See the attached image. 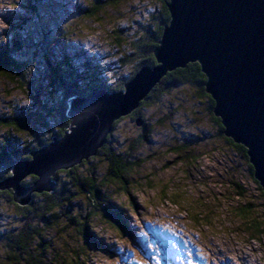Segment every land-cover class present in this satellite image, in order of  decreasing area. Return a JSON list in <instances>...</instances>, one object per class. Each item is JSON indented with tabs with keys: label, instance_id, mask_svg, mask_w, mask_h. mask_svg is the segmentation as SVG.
<instances>
[{
	"label": "rangeland",
	"instance_id": "obj_1",
	"mask_svg": "<svg viewBox=\"0 0 264 264\" xmlns=\"http://www.w3.org/2000/svg\"><path fill=\"white\" fill-rule=\"evenodd\" d=\"M54 1L58 5L50 7L48 0L45 5L40 2L48 10L38 7L40 14H33L32 0H13L18 7L8 8L11 15L6 18L10 27L0 33V49L16 37L21 46L29 30L44 29L50 35L46 39L34 36V46L25 51L34 63V75L39 82L47 74L39 40L46 45L43 48L52 49V35L59 32L60 25L68 24L64 50L72 59V67L80 68L76 76L84 74V65L88 64L107 73L108 85L118 84L134 70L136 58L127 57L124 61V56L131 51L137 29L161 8L158 0H117L94 17H85L80 13L92 7L94 0ZM9 2L0 0L4 4ZM20 19L31 20L30 28H16ZM75 51L80 54L74 59ZM29 85L32 88L35 84ZM197 90L189 85L172 89L156 108L143 113L146 129L129 119L116 125L108 139L111 146L129 154L131 151V159L136 163L123 172L127 188L124 181L107 176L110 165L103 157L92 161L93 166L75 168V175L87 178L91 167L101 173L94 179L102 197L84 200L80 211L87 214L92 203L98 206L105 201V206H111V215L114 210L119 212L124 228L108 222L98 211L87 220V243L77 251L73 226L61 222L44 237L59 258L58 264H66V259L75 264H264V239H250V232L233 211L237 205L250 204L264 213V193L250 174L242 153L219 134L208 100ZM30 92L29 86L17 77L0 75V117L23 116V110L31 104ZM62 94L56 92L51 107ZM59 120V116L51 118L56 130ZM39 127L45 138L49 134L47 128ZM5 133L6 128L0 126V136ZM186 156L191 158L185 161ZM60 178L66 189H74L70 177L62 174ZM235 184L243 192L242 198H237ZM83 196L78 192L72 201H81ZM0 205L2 212L10 215L6 220L13 222L14 207L3 201ZM201 212L206 218L196 219L195 214ZM171 231L180 234L182 245L173 235L168 236ZM72 249L77 253L72 254Z\"/></svg>",
	"mask_w": 264,
	"mask_h": 264
},
{
	"label": "trees",
	"instance_id": "obj_2",
	"mask_svg": "<svg viewBox=\"0 0 264 264\" xmlns=\"http://www.w3.org/2000/svg\"><path fill=\"white\" fill-rule=\"evenodd\" d=\"M32 1L35 4H32L33 14H35V10L43 6L40 3H43V1ZM116 1L117 0H94L92 7L85 8L80 14L85 17H94L97 12H100V9L115 5ZM158 1L161 2L160 10H158L157 14L153 16L146 25H140L139 29H137L138 33L136 32L131 42V51L128 56H124V61L128 60L130 57L136 58L137 61L134 63V70L126 79L124 78L119 81L118 84L113 83L108 85L105 82L107 73L105 72V74L102 69L99 70L96 66L92 69L88 64L84 65V74H78L79 77L76 76V72L80 68L72 67V59L69 57V53L64 50L66 47L64 41L67 31L70 28L68 24L60 25L59 32L56 35H52L53 40H50L52 43L54 42L51 46L53 47L52 49H49V47L43 48V46L46 47V45H43V42L39 40L41 44L40 51L44 58V61H42L47 68L45 80L42 82L36 80L34 75V63L31 62L32 59L30 60L27 58L28 55L25 51L30 50L31 47L34 46V36L37 37L41 35L45 39L48 38L50 35L46 33V30H29V35L27 34V37L24 38V42L21 46L19 39L16 37L11 41L12 43L0 49V73L17 77L21 83L29 86L31 90V104L29 109L23 110V116L18 114L14 117L10 115V117H0V126L6 128V133L2 135L4 139L0 140V152L4 155V167L11 171L15 162H17V153L21 156L31 157V151L38 150L44 145H48L52 141V137L59 139L64 135L70 123V119L66 117V111L68 109L67 102L71 97H83L94 88L103 89L109 93L120 92L116 91V89L123 91L125 84L129 82L142 67L147 66L153 68L157 65L156 60L152 59L154 58L153 50L161 39L164 26L169 22V13L166 7L167 0ZM51 5L52 3L50 2L48 7ZM48 7L44 8L48 10ZM30 21L31 20L25 22V20L20 19L15 27L19 30H23L25 26L30 28L28 25ZM78 54L80 53L77 51L72 52L74 59L75 57H79ZM204 81L205 76L201 73L197 63H189L185 68H177L167 72L130 114L119 118L112 124V130L106 137V142L97 150L95 156L90 157L87 161H82L80 164L68 170L57 171L52 177L54 181L53 190L50 192H32L30 200L26 205L21 206L15 203L11 190H0V202L3 201L4 203H8L15 209L12 215L13 222L10 220L7 221L6 219H9L10 215L4 214L0 205V264H58L59 258L52 253L53 249L49 242L44 240L45 234L57 228L61 222H67L69 225L73 226V230L77 234L75 242L78 247L76 250L79 251L83 248L82 246L87 243L86 237L88 236L87 232L89 226L87 222L90 218L95 217L98 211L101 212L103 216H106L108 222L114 223V225H117L119 228H124L121 222L123 220L119 212L114 210V215H111V206L110 208L105 206V201L104 204L100 203L98 206H94L92 203V208L87 214L80 211L82 208L81 202L84 200L90 202L92 198L100 199V197H102L98 186L95 185L94 179L95 176H99L101 173L95 170V167H91L92 170L89 171V175L87 174V178L79 174L75 175V168L84 165H88L89 167L91 165L93 166L92 161H96L99 157H103L110 165V168L107 170V176L115 180L124 181V185L127 188V182L124 180L123 172L133 167L136 163L131 159V151L129 154L128 151L121 149L114 150L111 146L108 139L116 125L124 119H129L134 122L135 125H137V121H140L141 124L139 126L146 129V120L144 119L143 113L154 107L156 108V105H159L162 98L168 95L172 89L182 88L185 85L195 86L198 89L197 93L201 97L207 98L210 114L213 115V101L204 91ZM29 84L35 85L31 88L33 85L30 86ZM58 91H61L63 94L59 97L58 102H56L57 104L51 107L56 98V92ZM43 114L44 117L47 118L42 117ZM57 116H59L60 122L58 123L59 129L56 130L52 126L54 124L51 123V118L54 119ZM212 119L217 124L219 134L222 135L223 127L219 118L213 115ZM35 122L39 123V125H34ZM8 124H14L15 127H5V125ZM40 125L47 128L49 133L45 138L40 134ZM18 132L26 133V135H18ZM224 140L227 144L237 148L238 151L242 153L249 172L253 176V168L248 162L246 149L241 145L235 144L230 138L225 137ZM133 142L137 143L139 141L133 140ZM21 145H23V147ZM183 158L186 161L191 157L186 156ZM24 161L29 160L26 159ZM62 174L71 178L70 185H72L74 189H66L60 178ZM73 176H76V179H74ZM8 178L10 177L5 173L4 178L0 179V182ZM24 180L25 178L20 181V186L24 189H31L36 181V179L28 180L27 183H23ZM102 181L103 179H100V182ZM255 182L257 183V181ZM235 185L237 198H242L243 192L239 190L240 187L237 184ZM78 192L84 195L81 201H72L74 199L73 196ZM233 211L236 218L240 219L241 224L250 232V239H264V213L254 210L250 204H246L242 207L237 205ZM204 214L205 213L202 212L196 213L195 218L204 220L206 218ZM78 219L82 220V222L80 223ZM76 253L77 252L72 249V254ZM71 257H73V255ZM66 264H75V262L74 260L66 259Z\"/></svg>",
	"mask_w": 264,
	"mask_h": 264
},
{
	"label": "water",
	"instance_id": "obj_3",
	"mask_svg": "<svg viewBox=\"0 0 264 264\" xmlns=\"http://www.w3.org/2000/svg\"><path fill=\"white\" fill-rule=\"evenodd\" d=\"M166 7L169 22L153 50L154 57L166 53L163 59H155L153 68L142 67L123 91L95 88L71 97L64 135L22 161L25 174L37 176L34 186L22 188L25 176L16 179L15 172L0 182V190H11L15 203L23 206L32 192L52 191L57 171L95 156L116 120L130 114L167 72L189 63L199 65L223 135L246 149L264 193V0H167Z\"/></svg>",
	"mask_w": 264,
	"mask_h": 264
},
{
	"label": "snow or ice",
	"instance_id": "obj_4",
	"mask_svg": "<svg viewBox=\"0 0 264 264\" xmlns=\"http://www.w3.org/2000/svg\"><path fill=\"white\" fill-rule=\"evenodd\" d=\"M18 7V5L13 2V0H10L9 3L4 4V3H0V33H5L6 30L10 27V25L7 23V15H11L10 12H8V8H16ZM166 55V53H164L163 51L161 52V54H159L157 57L152 58L153 60L155 59H163V56ZM0 75H4V73H0ZM116 91H121L120 89H116ZM5 127L7 128H13L15 127L14 124H8L5 125ZM18 135H26V133H17ZM4 137L0 136V140H3ZM23 147V145H21ZM16 159L18 161V163L16 164V167L12 170L9 171L6 167H4V155L2 152H0V179L4 178L5 173H7L8 177H13L14 172L17 174L16 175V179H19V177L21 175L25 176V180L23 181V183H27L28 180H35L37 179V176H27L25 174V172L23 171V169L25 168V165L23 164L22 161L24 160H30L31 157H26V156H21L20 154H16Z\"/></svg>",
	"mask_w": 264,
	"mask_h": 264
},
{
	"label": "bare ground",
	"instance_id": "obj_5",
	"mask_svg": "<svg viewBox=\"0 0 264 264\" xmlns=\"http://www.w3.org/2000/svg\"><path fill=\"white\" fill-rule=\"evenodd\" d=\"M81 97V96H80ZM173 230V229H172ZM166 231V230H165ZM168 231V230H167ZM169 232V231H168ZM170 235H173L174 237H175V239H176V241H178L179 243L181 242V239H180V237H179V235H175V232L173 233V231H171L169 234H168V236L170 237ZM181 244V243H180ZM182 245V244H181ZM184 246V245H183ZM193 249V248H192ZM176 260V259H175ZM174 262V261H173Z\"/></svg>",
	"mask_w": 264,
	"mask_h": 264
}]
</instances>
